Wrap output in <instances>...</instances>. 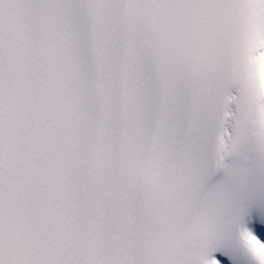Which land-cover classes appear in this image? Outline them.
<instances>
[{"label": "snow or ice", "instance_id": "1", "mask_svg": "<svg viewBox=\"0 0 264 264\" xmlns=\"http://www.w3.org/2000/svg\"><path fill=\"white\" fill-rule=\"evenodd\" d=\"M0 264H264V0H0Z\"/></svg>", "mask_w": 264, "mask_h": 264}]
</instances>
